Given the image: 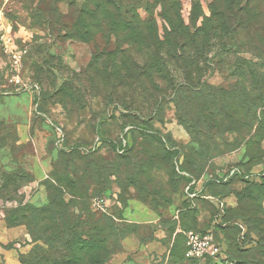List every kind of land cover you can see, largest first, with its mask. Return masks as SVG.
<instances>
[{
  "label": "rangeland",
  "instance_id": "374dc122",
  "mask_svg": "<svg viewBox=\"0 0 264 264\" xmlns=\"http://www.w3.org/2000/svg\"><path fill=\"white\" fill-rule=\"evenodd\" d=\"M118 1L123 12H151L161 35L169 28L160 0ZM161 1L167 15L182 19L189 31L204 27L208 18L229 28L220 29L224 46L212 39L201 70H191L199 74L198 87L194 81L182 85L151 118L137 123L124 117L117 95L96 88L104 81L87 71L95 42L72 39L83 9L95 8L91 0H0L18 45L27 49L21 79L38 87L25 90L11 82L12 67L0 49V199L12 203L0 222V264L66 261L64 255H73L65 250L71 226L77 223L87 239L97 221L108 248L103 264H199L184 256L183 234L199 227L223 235L228 249L219 264H264V184H258L264 183V161L246 157L259 147L251 138L256 126L243 134L224 129L220 112L223 91L240 100L262 95L250 72L264 80V0ZM96 37L101 50L114 48ZM238 58L248 61L243 69ZM173 73L177 90L184 72ZM68 83L77 89L73 106L59 94ZM97 140L91 154L83 150ZM260 146L264 150V141ZM93 159L105 164L102 172ZM233 167L240 172L230 178ZM64 177L70 188L53 199L66 208L52 220L43 209L52 210L49 194ZM103 187L115 196L108 224L89 200L70 201L71 189L89 198ZM133 200L146 205L150 217H142Z\"/></svg>",
  "mask_w": 264,
  "mask_h": 264
},
{
  "label": "trees",
  "instance_id": "16d2710c",
  "mask_svg": "<svg viewBox=\"0 0 264 264\" xmlns=\"http://www.w3.org/2000/svg\"><path fill=\"white\" fill-rule=\"evenodd\" d=\"M91 1L95 8L85 7L83 9L75 25L76 34L72 36V39L79 42H95L96 51L93 53L87 71L90 70L93 73V78L96 77V79L104 81L99 83L96 88L98 90L104 89L110 98L117 95L120 105L124 107V117L130 120L133 119L137 123L141 122V118H151L163 103L172 100L173 91L178 93L182 85L189 83V81H194L193 83H196L198 87V84H200L199 74L196 73L194 77L191 70H201L199 64L202 60V53L208 49L212 39H221V44L223 43L224 46L222 40L225 37H220V29L226 32L229 28V24L226 21L208 18L205 20L204 27H199L193 32L189 31L188 26L182 19L174 20L167 15L166 3L160 0L163 7V18L169 26V28L166 27L164 34L161 35L158 31L156 20L154 21L150 15L151 12L147 13L148 9H146L147 14L145 16L142 15L137 7L123 12L121 9L122 3L118 0ZM37 11L41 15L44 14L41 10ZM45 18L44 16L43 19ZM97 34H100L107 44L111 42L114 48L101 50L100 46H98L99 44L96 43ZM261 40L264 43V38ZM247 63L246 59L241 58L236 61L237 66H240L241 69ZM175 70L184 72L183 80L178 83L179 89L177 90L175 89L176 77L173 73ZM253 73L250 72L253 75L252 82L260 84L256 86L262 91V95H257L256 98L251 100H240L239 98L227 96L223 91L220 112L224 115L222 124L227 123L224 129L237 130L240 134H243L245 132L249 133L256 126L251 138L257 142L256 144L259 147L254 152L248 151L250 155L246 157H249L251 161H264V150L260 146L264 141V80L262 76H258L255 72ZM76 91L77 89L73 88L71 84H66L59 91L62 102L71 106L78 104L75 96ZM124 92L126 96L120 97V94ZM131 93H139L141 98L135 99ZM258 109H260L259 113ZM142 113H144L143 117L139 115ZM204 120L207 121L209 118ZM88 153L91 154L92 152L89 151ZM93 161V165L98 167L100 172L105 169L103 162L95 161V159ZM106 165L110 166V164ZM113 166L116 167L115 165ZM247 181L254 182L252 180ZM57 182L59 188L55 187L54 195L49 194V202L47 204L52 210L43 209L45 211L44 214L50 215L49 217L52 220L56 216H60L58 214L59 210L66 208L62 201L60 202L53 198H55V195L62 196L61 188H70L68 178H57ZM228 182L226 183L228 184ZM104 188L89 198L86 196V192L75 188L71 189L69 191L72 196L70 201H72V204H74L75 200H89L91 203L93 197L103 195L111 190ZM84 208V206H81V209ZM125 209L129 211L130 205H127ZM100 214L104 222L108 221L106 219L112 216L111 213ZM89 217L91 218V215ZM91 220L94 222V219ZM91 220L88 219V221ZM106 224L108 223L106 222ZM71 229L72 237L65 243V250L69 252L70 249L73 255L71 257H68V254L64 255L66 261H59L58 264H103L106 260V255H108V248L103 235L105 229L99 227V222L97 221L92 225L90 231L86 232L87 239L80 234L77 223H74ZM191 230L201 232L212 230L216 239L219 242L223 241L221 242L223 245L222 254L225 253L226 256L228 246L223 239V235L216 233V228L204 229L199 227ZM180 232L182 231L177 230L175 236ZM184 247L185 256V235ZM189 260L199 264H202L201 262L203 264H219L218 258H207L205 261Z\"/></svg>",
  "mask_w": 264,
  "mask_h": 264
},
{
  "label": "built area",
  "instance_id": "2783aa9c",
  "mask_svg": "<svg viewBox=\"0 0 264 264\" xmlns=\"http://www.w3.org/2000/svg\"><path fill=\"white\" fill-rule=\"evenodd\" d=\"M17 35L12 30L9 19L5 16L3 9H0V49L8 56L12 70L10 81L15 85H23L25 90L37 89V85H26L20 76L23 57L27 52L26 48L20 47L17 43ZM61 135V133H60ZM97 140L94 144L83 147L85 152L94 151L98 147ZM240 169L233 167L228 171V177L239 174ZM116 195V194H115ZM115 197L113 191L92 198V204L101 213L110 214L108 211L111 199ZM12 203L0 199V221L5 217V212ZM186 237L185 256L188 259H197L205 261L207 258H218L223 253V245L216 239L212 230L201 232L197 230H188L184 232Z\"/></svg>",
  "mask_w": 264,
  "mask_h": 264
},
{
  "label": "crops",
  "instance_id": "0c3cea01",
  "mask_svg": "<svg viewBox=\"0 0 264 264\" xmlns=\"http://www.w3.org/2000/svg\"><path fill=\"white\" fill-rule=\"evenodd\" d=\"M135 203H137L140 207H142V217L144 216V217H150V211H149V209L147 208V207H145V206H143V205H141V203H139V202H135ZM135 214V213H134ZM137 215V214H136ZM2 221V220H1ZM0 221V222H1ZM178 231H179V229H178ZM176 234V233H175ZM3 236V230H2V228H0V237H2ZM12 257H14L13 256V254H11V258ZM12 264H16V263H13L12 262Z\"/></svg>",
  "mask_w": 264,
  "mask_h": 264
}]
</instances>
